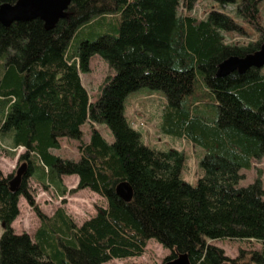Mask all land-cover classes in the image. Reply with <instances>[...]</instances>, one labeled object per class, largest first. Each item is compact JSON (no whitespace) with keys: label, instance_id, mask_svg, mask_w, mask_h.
<instances>
[{"label":"trees","instance_id":"16d2710c","mask_svg":"<svg viewBox=\"0 0 264 264\" xmlns=\"http://www.w3.org/2000/svg\"><path fill=\"white\" fill-rule=\"evenodd\" d=\"M198 1L73 0L53 29L39 18L0 23V153L25 148L20 161L28 163L17 191L0 168V264H106L144 255L151 239L171 251L165 262L187 253L191 264H264L262 172L241 185L242 170L264 157V67L217 76L225 59L260 49L263 0H215L233 5L232 14L212 9L203 19L180 12ZM244 23L261 32L258 42L227 41L226 34L245 35ZM95 55L116 73L92 102L81 74ZM142 87L165 95L164 133L206 150L196 185L183 178L184 151L146 145L127 119L126 99ZM100 123L114 142L96 128ZM63 137L80 141L79 160L53 153ZM65 175L79 176L71 192L90 189L107 206L82 224L64 208L43 213L28 180L37 177L64 195ZM123 182L133 189L131 201L117 192ZM21 197L40 218L34 235L13 228ZM222 239L253 240L261 248L229 258L209 243Z\"/></svg>","mask_w":264,"mask_h":264},{"label":"rangeland","instance_id":"374dc122","mask_svg":"<svg viewBox=\"0 0 264 264\" xmlns=\"http://www.w3.org/2000/svg\"><path fill=\"white\" fill-rule=\"evenodd\" d=\"M226 11L232 14L234 10L233 5L222 6L215 0H199L195 9L187 12L183 7L180 8L182 14H192L199 19H203L212 10ZM261 23L264 28V0L261 3ZM109 23L114 24L115 18L109 17ZM246 33L239 34H226V39L229 42H234L239 45H248L252 42H258L261 35L252 25L244 23ZM100 30L99 27L96 28ZM89 28H85L79 34V37H85ZM74 42V41H73ZM264 71V68L262 69ZM116 71L104 60L101 56L95 55L91 58L90 71L82 73V81L90 94L92 102H96L101 95V88L109 76L115 75ZM166 103L165 95L160 90H152L148 87L139 88L129 94L125 102L126 116L131 125L139 130L143 135V141L146 145L158 149L168 150L170 148L184 151L187 157L185 169L183 170V178L196 185L199 178L203 175V169L200 162L206 150L192 143L189 139L184 137L174 136L164 133L161 128L164 107ZM96 128L102 133L105 139L112 143L115 136L110 127L105 123L95 124ZM83 141L89 142L92 135V124L86 122L82 126ZM80 141L68 137L61 138V148L54 149L53 153L67 159L79 160ZM25 148H18L16 151L5 147L0 153V168L5 176H14L20 165V155L25 153ZM262 172V180L264 183V157L259 160H253L250 169H243L244 179L241 181L242 186H247L255 181L258 177V172ZM37 177L28 180L32 193L35 197V202L40 210L47 214L53 215L58 208H64L68 214L78 223L82 224L87 219L94 216L99 207H106L107 201L99 195H94L90 189L77 190L75 187L61 195L54 186L48 187L39 184L36 181ZM65 184H72L70 178H65ZM72 185V186H74ZM63 186V183H62ZM22 198V197H21ZM41 222L34 207L29 204L25 197L21 205V212L18 220L15 222V231L17 233L28 232L32 235L35 234ZM3 233V225L0 221V237ZM209 243L220 247L224 250L225 255L229 258H236L239 256L240 251L260 249L261 243L257 241L245 240H210ZM171 255V251L165 249L156 239L150 240L148 248L144 255L139 257H130L125 259H116L108 262L107 264H164L166 258ZM230 264V263H229Z\"/></svg>","mask_w":264,"mask_h":264},{"label":"water","instance_id":"95a60500","mask_svg":"<svg viewBox=\"0 0 264 264\" xmlns=\"http://www.w3.org/2000/svg\"><path fill=\"white\" fill-rule=\"evenodd\" d=\"M73 0H17L15 3L0 5V23L9 26L17 21L41 19L47 29H53L61 19L66 17L69 6ZM264 67V42L260 49L245 56H231L220 63L217 71L218 77H224L234 71L243 74L249 69H262ZM28 171V163L23 162L16 175L9 183L13 191H17ZM118 194L126 201L133 198V189L128 182L121 183L117 188ZM165 264H191L187 253L168 260ZM222 264H229L227 262Z\"/></svg>","mask_w":264,"mask_h":264},{"label":"crops","instance_id":"0c3cea01","mask_svg":"<svg viewBox=\"0 0 264 264\" xmlns=\"http://www.w3.org/2000/svg\"><path fill=\"white\" fill-rule=\"evenodd\" d=\"M70 178L71 179V181H72V184H70V186L68 185V184H65L66 182V180H65V178ZM38 182V181H37ZM39 184H41L40 182H38ZM62 183H63V185L65 186V187H69V190L70 189H72V187H73V189L74 188H76L75 187V183L78 185V183H79V176L78 175H65V176H63L62 177ZM72 185H74V186H72ZM81 190H84V189H81ZM56 191H57V189H56ZM59 192V191H58ZM67 192V191H66ZM94 195H99L98 193H96V192H94V191H91ZM61 194V193H60ZM66 194V193H65ZM99 196H101V195H99ZM22 203H23V197L22 198H20V201H19V207H20V212H21V205H22ZM107 206V205H106ZM18 218H19V216L17 217V219L13 222V228L15 227L14 225H15V222L18 220ZM15 229V228H14ZM37 231V230H36ZM152 240V239H151ZM150 242V241H149ZM147 248H148V245H147ZM166 249V248H165ZM114 260H116V259H114ZM112 261V260H111ZM107 264V263H106Z\"/></svg>","mask_w":264,"mask_h":264}]
</instances>
